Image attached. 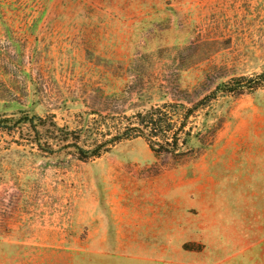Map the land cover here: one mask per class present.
Returning a JSON list of instances; mask_svg holds the SVG:
<instances>
[{
  "label": "rangeland",
  "instance_id": "rangeland-1",
  "mask_svg": "<svg viewBox=\"0 0 264 264\" xmlns=\"http://www.w3.org/2000/svg\"><path fill=\"white\" fill-rule=\"evenodd\" d=\"M260 74L264 0H0V115L89 147L193 109L178 152L135 137L81 160L0 130V264H264V83L227 90Z\"/></svg>",
  "mask_w": 264,
  "mask_h": 264
},
{
  "label": "trees",
  "instance_id": "trees-1",
  "mask_svg": "<svg viewBox=\"0 0 264 264\" xmlns=\"http://www.w3.org/2000/svg\"><path fill=\"white\" fill-rule=\"evenodd\" d=\"M245 83L240 82L235 87H228L229 91L249 88H257L260 84L264 83V74L258 75V78L244 77ZM257 82V83H256ZM184 107L185 110H175L179 107L177 104H164L162 106H153L145 112H138L132 118L135 120L126 127L116 129L110 137L100 139L99 134L92 133L93 141L87 147L82 131L69 129V127H59L56 122H52V135L43 138L41 135V127L50 125L47 119L39 116L25 115L19 118L5 117L0 115V130H15L19 126H29L32 132L37 134L35 140L38 144L48 148L49 152H56L62 148H73L75 154L81 160H87L93 157H99L103 152L109 151L117 143L124 139L135 137H145L150 147L157 152H178L181 149L180 134H191L190 130H186L187 122L193 113L192 108ZM183 110V112H182ZM101 125V124H100ZM94 129V126L92 127ZM99 129V126H98ZM93 132V131H92ZM103 134V136H104ZM162 137V149H155L158 137ZM43 142V143H42ZM59 147V149H57Z\"/></svg>",
  "mask_w": 264,
  "mask_h": 264
},
{
  "label": "crops",
  "instance_id": "crops-1",
  "mask_svg": "<svg viewBox=\"0 0 264 264\" xmlns=\"http://www.w3.org/2000/svg\"><path fill=\"white\" fill-rule=\"evenodd\" d=\"M166 201V200H165ZM164 204H165V202H164ZM171 208V207H170ZM162 216H169V212H167V209H166V207H165V209H164V212L162 213V214H156L155 216H152V217H146V218H143V217H140L139 219H138V224H137V227H136V229L139 231V230H141L143 227H147V228H150V227H152V226H154V225H156L157 224V221H158V219H160V217H162ZM204 216V215H203ZM200 227H202L203 228V226L200 224L199 225ZM198 226V224H197V227H199ZM196 227V228H197ZM136 230V231H137ZM143 231V230H142Z\"/></svg>",
  "mask_w": 264,
  "mask_h": 264
}]
</instances>
